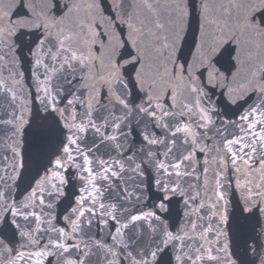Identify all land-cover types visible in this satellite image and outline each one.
Segmentation results:
<instances>
[{"label":"water","instance_id":"95a60500","mask_svg":"<svg viewBox=\"0 0 264 264\" xmlns=\"http://www.w3.org/2000/svg\"><path fill=\"white\" fill-rule=\"evenodd\" d=\"M0 264H264V0H0Z\"/></svg>","mask_w":264,"mask_h":264}]
</instances>
